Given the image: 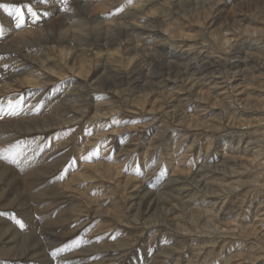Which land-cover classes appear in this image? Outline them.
Segmentation results:
<instances>
[{
  "label": "rangeland",
  "instance_id": "374dc122",
  "mask_svg": "<svg viewBox=\"0 0 264 264\" xmlns=\"http://www.w3.org/2000/svg\"><path fill=\"white\" fill-rule=\"evenodd\" d=\"M126 1L129 0H123L122 4L117 5L114 11L126 6ZM210 1L214 0H206V2ZM24 2L27 3L28 0H24ZM34 2H37V8L40 13L47 11L49 15H41V18L35 23H33V20H30L32 19L31 17L26 16L25 24L21 29H25L27 25L42 24L43 20L56 14L57 8L65 10L66 8L74 7L80 14L86 16L85 12L80 8L78 0H67V3H62L61 0L57 3H49L50 0H48L50 5H41L38 3V0H34ZM214 2H216V5L218 3V7L228 5L226 10L228 9L229 11L227 10L228 14L224 18L226 22L222 23L226 35L233 37V40H240L243 43V47L248 45V49L251 48V45H254L257 48L256 53L264 56V20L261 21L262 18L264 19V0H216ZM0 4L13 5L17 4V0H0ZM164 7L165 5L159 8V12H162ZM166 7L168 8V6ZM68 11L70 12V10ZM5 13L10 14L4 9H0V29L6 27L3 17ZM216 14L219 13L217 12ZM173 16L174 14L172 13L171 19H173ZM8 17L16 20L13 15ZM15 24L16 22L13 23L14 27H16ZM242 24L245 26H260L262 33L261 31H259L260 33H253L251 35L245 33L243 30L245 28ZM182 26L186 32L191 34L199 33L201 36H205L208 31L206 27L203 28L204 26H200L194 21L189 22L187 20ZM148 34L145 36L146 38L147 36H152V33ZM235 34L239 35L236 36ZM213 35L209 33L207 37L198 40V43H204L199 44V48L193 46V43H196L195 39L190 41L186 38L184 39L185 41L179 38V40L173 39L177 43L174 46H171L172 42L166 43L163 41L161 44H164L165 48L168 49L164 56L167 57L168 54L171 56L172 51L185 53L181 55L182 57L177 56L176 60H178V57H181L180 60L183 61H185V58L187 60L190 59L193 62V66L199 71H202L206 61H208L205 56H209L210 60L212 58L219 60L220 57V59L227 57L224 54L230 51L228 46L225 47V44L222 45L223 48L218 46L219 42L215 39L217 35H220L219 33L215 34V37ZM6 36L0 35V38ZM2 42L3 40L0 39V44ZM188 42L193 48L191 45H188ZM201 46L203 48L200 50ZM241 52L237 53V55H245L246 53L245 51ZM234 53L235 51L231 54L233 55ZM3 54L5 55L3 56ZM3 54H0V60L5 61L11 59V62L6 61L7 63L3 65L5 70L0 71V79L9 74L16 73L19 69L16 66L19 61L15 59V55L12 53L10 55L5 52ZM48 54L49 57L55 60L53 54ZM237 55L236 57H238ZM151 60L153 61L151 69L157 70L158 74L161 75V71L164 72L166 70L165 65L163 67V65L161 66V64L156 63L155 59ZM31 62L29 61V64H34V66L40 68V65H36V62ZM252 62L254 64L249 63V66L256 67L255 61ZM181 64H184V62H181ZM35 71L40 72L38 69H35ZM67 72V79L57 76L58 80L50 87L35 88L40 92L34 94L28 102L27 96L32 94V92H29L30 87L28 88L20 83V78L18 81H15L13 89L8 91L9 94L4 91L0 92V111L3 110L2 112H4V114H0V122L7 120V118L10 119L16 113H20L21 116L32 114V116L40 118L48 115L46 116V119L48 118L47 120H52L53 117H60L62 111L60 113L54 111L57 107L47 104V96L52 97L53 95L61 93V90L56 88L63 82L71 80L74 77L82 81V83L77 84L76 88L78 90L85 91L89 89V85L84 78L75 73L72 74L68 70ZM43 76H46V72L42 73L41 77ZM215 77L218 78L219 85L221 86L215 88L216 90L214 91L211 90L213 98L210 100L200 101L198 99L184 97V95H187V90L185 89L177 92V94L180 93L184 98L180 103L179 101L177 103L179 110L182 112L187 111V113L189 112L194 116L203 118L206 122L204 123L202 121L205 126H210V124L212 126L216 125V127H211V129H204L205 126H196L191 122H185L184 124L179 122L175 123L172 120L173 118L167 114V104L161 108L158 105L155 110L151 109L155 102L160 104L163 100L169 103L170 101L172 102V99L166 100V98L162 99L157 97L155 93L151 94L148 102L144 105L146 109V112H144L141 106L127 109V103L124 102L121 95H116L109 90L99 92L101 96L106 94L108 96H104V98L99 97L97 102L100 100L102 103L104 102V108L115 107L116 112L111 111V113L104 115L105 110H102V112L96 115L95 105L93 104L94 98H92L94 93H91L88 98L83 99L85 100L84 103L81 102V104H78L80 107L78 113L76 111H65L67 117H74L75 114L79 117L75 121L65 124L60 129L55 127L45 131L35 130L30 133L21 130L18 131V128L15 129L14 137H16V140H19L20 145H27L28 143L27 146L30 149L37 147L35 150L40 153L36 156H41L42 166H49L48 169H44V173L36 171L35 173L37 174L35 175L34 173L33 176L24 172L19 173L20 175L15 177L17 178L16 180L14 175H12L13 172L10 173L11 170L7 172V170L4 171V167L0 168V213H3V215H0V264H43L46 258L53 259V264H264V242L261 240L264 224L259 220L264 215V173L262 174L264 170V152L261 149V146L264 148V103L263 105H256V107V103H253L246 110L243 104L238 103V98L241 95L236 96L237 93L233 94V90L225 89L222 84V82L227 80H236L238 82L241 79L239 78L241 75L233 79L227 77L220 79L219 74ZM208 83L209 80L206 84ZM181 85L182 82H179L175 84V87L179 88ZM241 85L248 90H251V88L254 90L257 89L254 91V98L264 101V94L261 92V90L263 91L262 87H258L256 84L250 83V81L244 82ZM178 88L174 91L176 92ZM204 89L207 91L209 88L205 87ZM123 94V97L129 102H133L134 97L138 95H133L131 91H125ZM214 96L218 99L225 97L227 100L233 101L231 107L239 105V110L241 108L245 109L244 116H246L247 121H254V123H248V125L243 126L242 122L241 124H235L233 126L232 122H234V117H228L226 114L225 116L223 115L224 117L221 115L223 105L216 102L217 100L214 99ZM75 98L78 100L79 97ZM79 99L81 100L82 98ZM140 102L143 104L144 101L140 100ZM10 103L12 105L11 107H9ZM3 104L5 107H3ZM199 104L201 106L197 107ZM132 105L134 106V104ZM231 109L229 108V111ZM255 120H258V122ZM159 127L163 128L162 132L160 130L162 128ZM239 128L242 130H239ZM6 129L14 132L8 129L7 126H5ZM115 129H119L120 132L115 133L113 131ZM169 136L174 137L176 143L174 141L172 142ZM14 140L3 146L5 148L11 146L14 144ZM122 149L124 150L122 151ZM257 152L263 154L260 153L261 155H257ZM230 153L233 156L238 155L240 158L255 159L257 163L255 162L253 164L249 162L250 165L248 164V168L240 169L239 171L243 172L241 174L242 176L238 175V173L231 172V174L229 172L233 176L232 178L229 173H224V171L235 165L241 167L243 162H237L235 164ZM100 159L109 162L116 161L117 171L109 172L111 173L109 174L101 166L99 167L102 169L96 171L93 165L98 160L101 161ZM225 160L226 163H224ZM204 164L207 168H204L202 173L199 172L195 175L197 170ZM179 167L184 169L183 175L190 174L191 176H198V178H202L203 174H207L210 176L209 178L214 176L217 183L220 182L222 186L230 187V190L224 189L225 191L221 190L218 194L215 193V195L214 193L213 195L208 194L207 199L204 191L200 188L197 189L196 183L192 180H190L191 185H188L189 182L181 183L171 181L172 177L178 176L175 170ZM208 170L209 173H207ZM48 171H50V174H48ZM35 176L37 177L35 178ZM38 177L40 179L46 177L45 179L47 181H44V179L39 181ZM134 177L143 181L149 190L153 189L152 192L155 191L154 193L156 195L165 196L166 198H168L166 195L171 194V192L176 193L172 191L175 186L180 188V185H186L182 197L184 196L185 199L191 198L192 195L195 196L197 193L196 195L198 197L196 199L203 203V206L207 207L209 204L210 206L214 205L218 217L222 218L225 216L224 221L227 222V225L224 223V229L221 228L219 232H216L212 228L209 230L210 232L208 231L209 233H206V231L202 230L204 222L195 225L185 220H177L176 222H171L169 218L164 220L165 218L163 217L165 215L162 213L163 209L161 206L157 210L159 213L156 211L157 216H153V219H150L151 222L148 221L150 215L142 214L141 211V215L139 214L135 221L134 214L136 211L125 205V202L132 192V188L129 190H124L123 188L126 181L128 179L133 180ZM221 177L222 179H220ZM206 178L209 179L208 177ZM242 178V183L245 181L243 184L240 182ZM21 180L22 182L24 181L23 184L20 182ZM212 180L210 179V181ZM29 181H31L30 184L32 183L31 186L27 184ZM33 184L39 187L37 189L34 188L36 189L34 190ZM28 185L30 188H27L29 187ZM24 186H26L25 191L22 189ZM47 190L48 193H46ZM198 191L200 194H198ZM205 199H207V202ZM198 201L196 200L197 203ZM105 209L107 212L104 211ZM98 210H101L103 214L96 215L95 212ZM183 210L180 209V211ZM159 214L162 215L163 220L158 217ZM115 215L118 216L117 219ZM243 215L244 217H242ZM16 219L21 220L25 224L23 229L16 224ZM247 222L253 224L254 222H258L254 226L257 228V234H253L255 232L251 231L241 233L243 230L241 228ZM184 228H188V231ZM8 233L10 235L9 238L7 237ZM11 233L14 235L12 236ZM170 245L178 249L169 255L166 250ZM42 246L45 249L44 255L46 258L44 260H40V257H37L42 252L39 251ZM200 246L204 248L202 247L203 249L199 251ZM56 249H63V251L57 253L58 257L53 255ZM89 250L91 251L88 252Z\"/></svg>",
  "mask_w": 264,
  "mask_h": 264
},
{
  "label": "bare ground",
  "instance_id": "6f19581e",
  "mask_svg": "<svg viewBox=\"0 0 264 264\" xmlns=\"http://www.w3.org/2000/svg\"><path fill=\"white\" fill-rule=\"evenodd\" d=\"M204 1L206 2V0H133L130 2L126 1V6H124L120 10L114 11L117 5L122 4L123 0H78L79 6L83 10V12H85L86 16H83L82 14H80L79 11L74 7L73 8L69 7L68 9L66 8L65 10H61L60 8H57L56 14L48 19L43 20L42 24L37 23L31 26L27 25L25 29L14 27L13 23L16 22V20L12 19V17L11 18L8 17V16H11V14L5 13L3 17H4V22H5L4 24L6 27L2 29L3 30L2 35H7V36L4 38H0L3 40L2 44H0V54L1 53L3 54V52H5V53H9L10 55L12 54L15 55V59L19 61V63L16 65L19 67V69L18 70L16 69L17 70L16 73H13L12 75L9 74L7 76H4L5 78L3 77L0 79V92L4 91L9 94L8 91L13 89L15 81H18V79L20 78L21 79L20 83H22V85H25L28 88L30 87L29 92H32V94L27 96V102H28L29 99H31L34 94L40 92L39 90L35 88H44V86L50 87L56 80H58L57 76L67 79L66 78L68 74L67 70L70 71V73L72 74L75 73L76 75L84 78L89 85L88 86L89 89L85 91L78 90V88H76L77 84L82 83V81H79V79L74 77L71 80L63 82L62 84L59 85L58 88H56L58 90L60 89L61 93L57 95H53L52 97L47 96L48 98L47 104L50 106L54 105L53 107H57V109H55L54 111H58V113L62 111L60 117H53L52 120L50 119L47 120L48 118L46 119V116L48 115H46L43 118H40V117H34L32 116V114L31 115L28 114V116H21L20 113H16L10 119L7 118V120L0 122V168L4 167V171L7 170V172L11 170L10 173L13 172L12 175H14V178L16 176H19L20 175L19 173H22V172L29 174L30 176H33V174L36 171L37 172L41 171L44 173V169L46 168L48 169L49 165H46V167L42 166V161L40 160L41 156L40 157L36 156L40 153L39 151L35 150L37 147L35 149L33 148L34 149L33 150V149H30L29 146H27L28 143L27 145L26 144L20 145L19 140H16L15 139L16 137H14V134L16 132L14 130L18 128V131L21 130L26 133H30L31 131H35V130L45 131L47 129L55 128V127L60 129L65 124H69L72 121H75L77 117H79L76 114H75L76 116L74 115V117H67L66 116L67 113L65 114V111L66 112L76 111V113H78L79 108H80L78 104H81V102L84 103L85 100L83 99L88 98L91 93H94L92 98H94L93 104L95 105L94 108H95L96 115H98L99 112H102V110H105V112L103 113L104 115L111 113V111L116 112L115 107H105L104 108L103 106L104 102L102 103L101 100L97 102L99 100V97L104 98V96L105 97L108 96V94L101 96L99 92L101 93L106 90H109L111 92H114L116 95L120 94L121 97L124 99V102L127 103V109H130L131 107L135 108L137 106L138 107L141 106L144 112H146L144 105L145 103L148 102L150 98L149 96L155 93L157 97L159 98H162V99L166 98V100L172 99V102L170 101L171 103L170 102L168 103V102H164L163 100H162V103L160 104L155 102L152 105V108H151L152 110L157 109L158 105H160V108H161L165 106V104H167V108H166L168 109L167 114L173 118L172 120H174L175 123L179 122V123L184 124L185 122L186 123L191 122L195 124L196 126H205L203 122L204 123L206 122L203 120V118L199 116H194L190 114L189 112L187 113L186 111L187 109L185 110L186 112H182L181 110H179V106L177 103L178 101L180 103V101H182V99L184 98L182 95H180V93L177 94V92H179V90L185 89L187 90V95H184V97H189L191 99H198L200 101L210 100L213 98L212 96L213 93L211 90L214 91L216 90L215 88H217L218 86H221L219 85L220 83L218 82V78L215 77L217 74H219L220 79H224V77L233 79L241 75V77H239L241 79L238 82L236 80L235 81L232 80L233 82L231 80H227L228 82L227 81L222 82V84L224 85V88L229 89L230 91L233 90V94L237 93L236 96L241 95L238 98V103L240 102L241 104H243L246 110L249 109V107L253 103H256L255 107L256 105H259V104L263 105L264 101L256 99L253 96L255 93L254 91L257 89L254 90L251 88V90H248L247 88L242 87L243 85L241 84L244 82L250 81V83L254 85L256 84L258 87H262L263 91L261 90V92L264 94V56L262 54L256 53L257 48L254 45H251L250 46L251 48L248 49L247 48L248 45L246 47H243V43L240 40H236L235 38H234L235 40H233L232 39L233 37H229L228 35H226V31L224 30L222 23L226 22L224 18L227 16L226 14H228L227 13L228 9L226 10V7L228 5L227 6L221 5L220 7H218V3L216 5V2H214L216 0L206 2V4ZM57 2H59V0H50L49 3H57ZM49 3H46V5H50ZM42 5H45V4H42ZM164 5L165 7L168 6V8L164 7L162 12H159V8H162V6ZM214 6H216V8H214ZM68 10H70V12ZM217 12L219 14H216ZM172 13L174 14L173 19H171ZM187 20L189 22L194 21L198 25L204 26L203 28L206 27L208 30L206 34L208 32L214 35L219 33L220 35L219 36L217 35V38L215 40L219 42L218 46H220L221 48H223L222 45L224 44H225V47L228 46V49H230V51L229 53L225 52L224 54L227 57H224V59H220L221 58L220 57L219 60L217 58L215 60L212 58V60H210L209 56L208 57L205 56V58H207L206 60L208 61H206L204 69H206V66L208 68L206 70L203 69L202 71H199L196 67L193 66V62L190 59L187 60V58H185L184 60L186 62L183 60H180L182 57L181 55H184L185 53H182V52L177 53L176 51H172L171 56H169V54L167 57L164 56V54L166 53L168 49L165 48L164 44H161L163 43V41H165L166 43L172 42L171 46H174L177 43H176V40L173 41V39L179 38L185 41L184 39L186 38L189 41L195 39L196 43H193L194 47L199 48V44H204V43H198L199 42L198 40H200L203 37H207L209 33L207 34V36L206 34L205 36L203 35L201 36V34L199 33L191 34V33L186 32L185 30H183L182 25ZM263 20L264 19L262 18L261 21ZM28 22H31V21H28ZM243 27L245 28L243 29L245 33H249L250 35L253 33H260L259 31H261L260 26L254 27L252 25H247V26L243 25ZM148 33H152V36H147L146 38L145 36ZM235 35L238 36L239 34L238 35L235 34ZM188 45H191V44L189 43ZM193 46L191 45L192 48ZM202 46L200 47V50L201 48L204 47ZM12 50H14L15 53H13L14 51ZM6 51H12V52H6ZM231 51L232 52L235 51V53L232 55ZM238 51L239 52L245 51L246 53L244 52L245 53L244 55V54H241L242 53L241 52L240 53L241 55L238 56L237 55V53H239ZM16 52L18 53L16 54ZM48 53L53 54L55 57V60L49 57ZM235 54L238 57H236ZM4 55L5 54H3V56ZM177 56H181V57H178V60H176ZM151 59H155V62L158 64H161V66L163 65V67L165 65L166 70H164V72L161 71V75L158 74L157 70L151 69L152 62H153ZM6 61L11 62V59H7L5 61L0 60V71L5 70L3 68V65L7 63ZM29 61H32L34 63L36 62L37 63L36 65L38 66L40 65V68H37L36 66H34V64H29ZM252 61H255V65L257 68L254 66L252 67L249 66V63L251 64L253 63ZM181 62H184V64H181ZM35 69H38L40 72H36ZM210 70L211 72H209ZM43 72H46V76L41 77ZM207 72H209V74H207ZM209 76H211L210 78L212 79H210ZM154 80L156 81L154 82ZM208 80H209V83L206 84ZM9 82L11 83L9 84ZM179 82H182V85L179 86V88L175 87V84ZM168 85L170 88L167 87ZM205 87H208L209 89L205 91L204 89ZM176 88L178 89L175 92L174 90ZM125 91H129V92L131 91L133 92V95L134 94H138V95L134 97L133 102H129L127 99L123 97L124 95L123 93ZM75 97H79L82 99L80 100L78 98L77 100ZM130 97L132 98L131 95ZM214 99L217 100L216 102L223 105V109L221 111L222 116L223 115L225 116L226 114L228 117H231V118L234 117V120H233L234 122H232L233 126H235V124H241L242 122H243L242 123L243 126L248 125V123L249 124L254 123V121H251V122L247 121L246 116H244L245 115L244 113L246 112L245 109L241 108L239 110V107H238L239 105L235 107H231V105L233 104V101L227 100L225 97L218 99L214 96ZM140 100L144 101L143 104L140 102ZM132 104H134V106ZM199 106H201V104L197 105V107ZM3 107H5L4 104H3ZM229 108H232V109L229 111ZM2 111L3 110L0 111V114H4V112ZM263 112H264V109H263ZM255 121L258 122V120H255ZM5 126H7L8 129L13 130L14 132H10L7 129L5 130ZM184 126H187V125H184ZM211 127L214 128L216 127V125L212 126V124H210V126L209 125L205 126L204 129L206 128L211 129ZM159 128H162V127H159ZM241 128H239V130H242ZM160 130L162 132L163 128ZM113 131L115 133L120 132L119 129H115ZM169 137H170L169 139L172 142L175 140L174 137L173 138L172 136H169ZM13 140L15 142L11 146H8V147L6 146L7 148L3 146L5 144L7 145L8 142L13 141ZM261 149L264 152V148L262 146H261ZM123 150L124 149H122V151ZM260 153L257 152V155ZM230 156H232L235 164L237 162H243V165L241 167H238L235 165L233 167H230V169L227 168V170H225L224 173L232 172V173H235V174L238 173V175H241L243 172H240L239 171L240 169L242 168L246 169L248 168L249 162H252L254 164L257 161L255 159H250V158H244V157L240 158L238 155L237 156L234 155L235 156L234 157L232 153H230ZM100 160L101 161L98 160L97 163H94V165L92 164L93 167H95L96 171H98V169H102L99 166L103 167L106 173L117 171L116 161L109 162L107 160L106 161L102 159ZM224 163H226V160L224 161ZM204 168H207L205 164L202 165V167L197 170L195 175H197L199 172L202 173ZM183 170L184 169L181 167L177 168L175 171L178 173V176L172 177L171 181L173 180V181L181 182V183L189 182L188 185H191L192 183L190 182V180H192L194 183H196L197 189L200 188L201 190L204 191L206 198L208 194L213 195L214 193L215 195V193L218 194V192L221 190H224V189L230 190V187L222 186L220 182L217 183L215 181L214 176L209 178L210 176H208L207 174L206 175L203 174L202 176L204 178L203 177L198 178V176H195V175H192V176L190 174L183 175ZM41 172L40 174H42ZM207 173H209V170ZM263 173H264V170L262 174ZM36 174L37 173H35V175ZM48 174H50V171H48ZM38 176H39V173H38ZM36 177L37 176H35V178ZM206 177H208L209 179H207ZM222 177L220 179H222ZM30 178L34 179L32 177ZM38 178H39L38 179L39 181H41V179H44V181H47V179H45L46 177L45 178L43 177L41 179L40 177ZM16 179L17 178H15V180ZM210 179L211 180L213 179V180L210 181ZM19 180L17 181L19 182ZM185 180H188V181H185ZM242 180L243 178L240 180L241 184L245 183V181L242 183ZM31 181H29V183L27 184H30ZM20 182H22V180ZM15 183L17 184V182ZM20 186H21V183H20ZM30 186L27 188H30ZM25 187L26 186L22 188L24 189V191H25ZM37 187L35 185L33 189L34 188L37 189ZM179 187L180 188H178V186H175L174 189L172 190V191H175L177 194L176 193L174 194L173 192H171V194L166 195L168 196V198H166L165 196L162 197V196L156 195L154 193L155 191L152 192L153 189L149 190L146 187V184L143 183V181H140L134 177L133 180L128 179L123 187L124 190H129L132 188L131 190L132 192L130 193L128 200L125 202V205H127L128 208L134 209V211H136L134 214L135 221L137 220L136 218L139 216V214L141 215V213L142 214L145 213L147 215H150L148 217V221L151 222L150 219H153V216H157L156 211L159 210V207L161 206V208L163 209L162 213L163 215H165V217H163L165 218L164 220H167L168 218L169 220H171V222H176L177 220L178 221L185 220L188 222H192L195 225H199L201 222H204V224L203 225L201 224V225H202V230L206 231V233H209L210 232L209 230H211L212 228H214L216 232H219L220 229L223 228V226H225V224L227 223L224 221L225 216L222 217L219 215L220 217H222V218H219L218 213L215 212L214 205L210 206L209 204L207 207L203 206L204 204L199 202L198 199H196L198 197L196 195L197 193L195 194V196L192 195L191 198L185 199L184 196L182 197V195L184 194L183 190H185L184 188L186 187V185L182 184ZM263 187H264V183H263ZM215 188H218L220 190L215 189ZM45 189H48V188H45ZM48 190L46 193H48ZM27 193H28V190H27ZM198 194H200V192ZM39 195L42 196L41 193H39ZM207 199H205L206 202H207ZM196 200L198 201V203L196 202ZM180 209L182 210L184 209V210L180 211ZM104 211H106V209ZM101 213H102L101 210H98L95 212L96 215L101 214ZM115 217L116 219L118 218V216L116 215ZM158 217L163 220L162 215L159 214ZM242 217H244V215ZM259 220L260 222L264 224V215H262V217ZM237 221H238V218H237ZM240 222L238 223L241 224ZM256 223L258 222H254V224L248 223V222L244 223L245 226L244 227L242 226L243 228H241L240 226L241 230L243 229L241 233L242 232L244 233V231L245 232L251 231V232H255L253 234H257L256 232L257 228L254 227ZM184 229L188 231V228H184ZM9 231L11 232V230ZM262 232H263V236H261V240L264 242V228L262 229ZM8 235L7 237L9 238L10 235L9 236ZM13 235L14 234H12V236ZM58 236H61V235H58ZM9 242H11V240H9ZM36 243H39V242H36ZM10 245H12V243H10ZM15 245L18 246L17 244ZM34 246H35V243H34ZM43 246L39 250L42 252L39 253V255L37 256V257H40V260L41 259L44 260V258H46L44 255L45 249H43ZM200 247L201 248L199 249V251L204 248L203 246H200ZM176 249L178 248L170 245L166 251L170 255ZM8 251L10 252L9 248H8ZM90 251L91 250H89L88 252ZM54 256L58 257L57 254ZM56 262H57V259H56ZM103 263H106V262H103ZM38 264H41V263H38ZM43 264H53V259L46 258V261H43Z\"/></svg>",
  "mask_w": 264,
  "mask_h": 264
},
{
  "label": "snow or ice",
  "instance_id": "6c2138e0",
  "mask_svg": "<svg viewBox=\"0 0 264 264\" xmlns=\"http://www.w3.org/2000/svg\"><path fill=\"white\" fill-rule=\"evenodd\" d=\"M61 2L67 3V0H61ZM38 3L41 5L46 4L48 3V0H38ZM0 9H4L5 11L9 12L11 15L15 16L17 28H21L24 26L26 16L31 17L33 20V23H35L37 20L41 18V15L43 16L49 15L47 11L40 13L37 8V2H34V0H28L27 3H25L24 0H17V4H13V5L0 4ZM2 33H3V30L0 29V35H2ZM11 106L12 105L10 103L9 107ZM0 215H3V213H0ZM15 222L21 229L25 227V224L21 220L16 219ZM60 251H63V249H56V252H54L53 255H56Z\"/></svg>",
  "mask_w": 264,
  "mask_h": 264
}]
</instances>
